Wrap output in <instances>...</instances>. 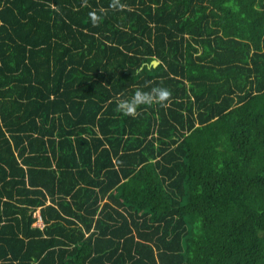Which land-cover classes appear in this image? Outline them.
<instances>
[{
    "label": "trees",
    "instance_id": "1",
    "mask_svg": "<svg viewBox=\"0 0 264 264\" xmlns=\"http://www.w3.org/2000/svg\"><path fill=\"white\" fill-rule=\"evenodd\" d=\"M120 2L0 0V264H264V0Z\"/></svg>",
    "mask_w": 264,
    "mask_h": 264
},
{
    "label": "clouds",
    "instance_id": "2",
    "mask_svg": "<svg viewBox=\"0 0 264 264\" xmlns=\"http://www.w3.org/2000/svg\"><path fill=\"white\" fill-rule=\"evenodd\" d=\"M110 7L113 10H122L124 5L120 0H111ZM172 93L167 87L156 85L145 90L137 87L129 98L120 99L116 104V110L125 116L136 117L141 106L154 104L166 105L171 101Z\"/></svg>",
    "mask_w": 264,
    "mask_h": 264
},
{
    "label": "rangeland",
    "instance_id": "3",
    "mask_svg": "<svg viewBox=\"0 0 264 264\" xmlns=\"http://www.w3.org/2000/svg\"><path fill=\"white\" fill-rule=\"evenodd\" d=\"M34 212L37 213V214H39V217H40V218L38 217L37 220H36V215L34 214ZM31 214H32V216L34 217V219H33V221H32V224L41 227V225H42V220L40 221L41 216H40V213H39L38 207H36L34 210H32V211H31ZM35 222H36V223H39V224L41 223V224L38 225V224H36Z\"/></svg>",
    "mask_w": 264,
    "mask_h": 264
},
{
    "label": "water",
    "instance_id": "4",
    "mask_svg": "<svg viewBox=\"0 0 264 264\" xmlns=\"http://www.w3.org/2000/svg\"><path fill=\"white\" fill-rule=\"evenodd\" d=\"M157 62H158V60L157 59H154V58H152L150 60V63H151L152 66H154Z\"/></svg>",
    "mask_w": 264,
    "mask_h": 264
},
{
    "label": "built area",
    "instance_id": "5",
    "mask_svg": "<svg viewBox=\"0 0 264 264\" xmlns=\"http://www.w3.org/2000/svg\"><path fill=\"white\" fill-rule=\"evenodd\" d=\"M34 214L36 215V220H37V218L39 217V214H37V213H35V212H34ZM39 218H40V217H39ZM40 221H41V219H40ZM35 223H36V222H35ZM36 224L40 225L41 223H40V224H39V223H36Z\"/></svg>",
    "mask_w": 264,
    "mask_h": 264
}]
</instances>
